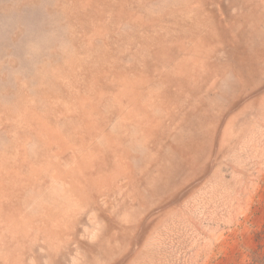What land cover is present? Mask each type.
Segmentation results:
<instances>
[{"label":"rangeland","instance_id":"374dc122","mask_svg":"<svg viewBox=\"0 0 264 264\" xmlns=\"http://www.w3.org/2000/svg\"><path fill=\"white\" fill-rule=\"evenodd\" d=\"M264 0H0V264H264Z\"/></svg>","mask_w":264,"mask_h":264},{"label":"trees","instance_id":"16d2710c","mask_svg":"<svg viewBox=\"0 0 264 264\" xmlns=\"http://www.w3.org/2000/svg\"><path fill=\"white\" fill-rule=\"evenodd\" d=\"M259 235H260L259 238L260 237H261V239L264 238V230H262L261 232H259Z\"/></svg>","mask_w":264,"mask_h":264}]
</instances>
